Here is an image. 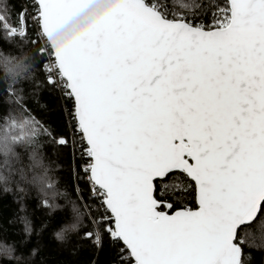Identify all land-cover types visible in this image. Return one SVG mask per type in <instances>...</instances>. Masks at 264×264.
Returning <instances> with one entry per match:
<instances>
[{"label":"snow or ice","instance_id":"1","mask_svg":"<svg viewBox=\"0 0 264 264\" xmlns=\"http://www.w3.org/2000/svg\"><path fill=\"white\" fill-rule=\"evenodd\" d=\"M0 67L4 264H264V0H0Z\"/></svg>","mask_w":264,"mask_h":264},{"label":"trees","instance_id":"2","mask_svg":"<svg viewBox=\"0 0 264 264\" xmlns=\"http://www.w3.org/2000/svg\"><path fill=\"white\" fill-rule=\"evenodd\" d=\"M4 69L0 67V77ZM30 105L34 110V114L41 119L55 121L61 115V106L59 101L49 96L46 90L39 89L35 95L29 100ZM70 157H61V163L57 165L58 181L60 190L66 188L71 189L70 173L67 167ZM58 203L64 205L63 198L58 200ZM28 205L27 211L31 216L35 213L37 219L43 218L49 223H55L58 218H69L71 215L70 206L58 210L51 216H46L42 209L32 207L33 201L29 198L26 201ZM18 211L16 198L10 193H0V245H19L23 236L22 225L15 223L14 218ZM33 245L39 244L42 255L37 258V264H63V261L68 258L67 251H62L58 243L54 241L52 233H45L41 237H33L31 240ZM24 247L23 245H19ZM19 254V253H17ZM27 254V253H26ZM89 253L87 250L81 249L75 255L71 256L73 264H87ZM4 257L0 256V264H4Z\"/></svg>","mask_w":264,"mask_h":264}]
</instances>
